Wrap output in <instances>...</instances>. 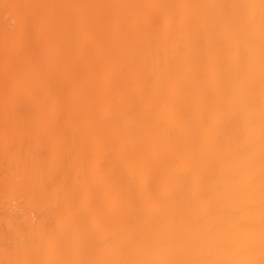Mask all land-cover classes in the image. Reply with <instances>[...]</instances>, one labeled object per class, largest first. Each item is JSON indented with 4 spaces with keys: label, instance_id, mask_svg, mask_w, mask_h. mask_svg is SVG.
<instances>
[{
    "label": "bare ground",
    "instance_id": "1",
    "mask_svg": "<svg viewBox=\"0 0 264 264\" xmlns=\"http://www.w3.org/2000/svg\"><path fill=\"white\" fill-rule=\"evenodd\" d=\"M0 264H264V0H0Z\"/></svg>",
    "mask_w": 264,
    "mask_h": 264
}]
</instances>
